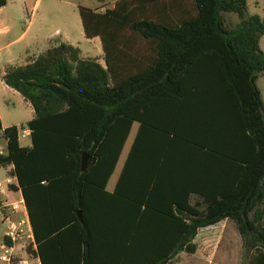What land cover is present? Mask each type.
Wrapping results in <instances>:
<instances>
[{
    "label": "trees",
    "instance_id": "16d2710c",
    "mask_svg": "<svg viewBox=\"0 0 264 264\" xmlns=\"http://www.w3.org/2000/svg\"><path fill=\"white\" fill-rule=\"evenodd\" d=\"M78 12L103 63L54 39L1 74L33 110L30 145L9 126L0 155L24 200L28 258L171 264L195 252L199 229L230 219L247 264H264L261 18L245 0H117Z\"/></svg>",
    "mask_w": 264,
    "mask_h": 264
},
{
    "label": "rangeland",
    "instance_id": "374dc122",
    "mask_svg": "<svg viewBox=\"0 0 264 264\" xmlns=\"http://www.w3.org/2000/svg\"><path fill=\"white\" fill-rule=\"evenodd\" d=\"M9 1L0 15V20L4 19L6 23L11 24V32L0 37V69L7 65H21L26 62L28 55L44 50L51 43L60 38H64L69 43L77 46L82 56L96 58L100 63H103V53L98 38L86 39L79 29L75 28L73 22V13H76L74 5L90 6L93 9L103 11L109 7L113 1H80V0H40L38 7L33 9L35 0H7ZM18 1H28L22 9L18 7ZM246 14L258 15L264 23V0H245ZM104 2H108L104 6ZM78 15V14H77ZM31 24L26 35L22 39H17L18 35L28 25ZM58 30V33H56ZM52 37H58L53 38ZM259 48L264 52V33L259 37ZM28 50V51H25ZM256 85L260 91L262 101L264 103V77L259 75L256 80ZM32 118L30 104L24 101L19 94H15L12 90L4 86L0 79V123L2 127L16 126L18 129V142L21 146L30 144V140L22 133V127H26V123ZM138 123L134 122L130 129L129 135L124 143L121 154L117 161L115 170L111 175L107 189H111L118 178L126 155L134 139ZM8 168H0V182L4 184ZM16 198V195H13ZM233 225V224H231ZM234 227V226H231ZM228 228L224 234V240L219 247L217 260L220 257L227 258V264H247L249 260L248 253H244L243 249L237 255L239 246L233 241H228L230 236ZM29 240H23L27 245ZM35 246V245H34ZM33 246V248H34ZM238 258V259H237ZM29 264L36 262L28 258ZM171 264H202L191 259L186 255L179 256L176 262Z\"/></svg>",
    "mask_w": 264,
    "mask_h": 264
},
{
    "label": "crops",
    "instance_id": "0c3cea01",
    "mask_svg": "<svg viewBox=\"0 0 264 264\" xmlns=\"http://www.w3.org/2000/svg\"><path fill=\"white\" fill-rule=\"evenodd\" d=\"M65 1H70V0H65ZM80 1H86V2L87 1H113V3L109 7L107 6L108 8H111V7H113L114 2L117 1V0H80ZM8 2L9 1L6 0V4L4 6H2V7H0V15L2 14L4 8L7 6ZM27 2L28 1H18V3H17L18 6H19L18 8L22 9V6L26 5ZM40 2H41L40 0H35L34 3H33V6H32L33 9H36ZM103 4H104V6H106L108 4V2H104ZM78 6H82V5H74V7H76V12H77L78 15L76 13H73V22L75 24V28L79 29L80 32H81V35H83L84 38H86L85 35H84V32H83L81 18L79 16V12H78ZM85 7L92 8L90 6H85ZM31 21L32 20L30 19L29 22H28V25L18 35L17 39H22L26 35V33L29 30V26L31 24ZM11 29H12L11 24L6 23L4 19L0 20V37H4V36L8 35L11 32ZM56 33H58V30H56ZM53 38H58V37H52V39ZM94 38H98V37H94ZM58 39L60 41H64V42L69 43L67 40H65L61 36ZM86 39L88 40V38H86ZM25 51H28V50H25ZM41 51H43V50H41ZM41 51H39L37 53H34V54H31V55H28L27 56L28 58H26V62L28 61V59H30L31 57L36 56ZM80 54H82L81 50H80ZM81 57H84V56L81 55ZM84 58H87V57H84ZM2 71H3V68L0 69V79H1ZM1 82H2V84L4 86L8 87L7 85H5L3 83L2 79H1ZM8 88H10V87H8ZM10 89L15 94H19L17 91L13 90L12 88H10ZM28 105H29V103H28ZM30 109H31V112H32V117H33V110L31 108V106H30ZM3 128H6V127H3ZM29 140H30V138H29ZM5 168H8V170H7V175L8 176H6V178L10 179V184L16 185V178L14 176H12V174H11L12 167L11 166H7ZM116 180H115V182H116ZM113 187H114V185H113ZM113 187L111 189H107V185H106V190L107 191H112ZM13 195H16V198H13ZM19 197H22L20 190H13L12 188L7 187V186H3V185L0 188V200L1 201L13 202V201L17 200ZM231 224H233V225H231ZM231 226H234V227H231ZM228 228L230 229V233L231 234H230V236L227 239H229L228 241L233 240L239 246V251L237 252V255H239V252L242 249V243H241L240 235H239V233H238V231H237V229L235 227V224L233 223L232 220L223 219V220H221V221H219V222H217V223H215L213 225H210V226H207V227L199 229L197 234H196V236H195V239H194V243L196 244L195 252L191 253V254H187V253L182 252L179 256L183 257V256L188 255V256L191 257L192 260H194L196 262H200L202 264H210V263L227 264V262H226L227 258H225V257H220L217 260V253H218L220 245L222 244V242L224 240V234H225V232H226V230ZM1 242H4V241H3V237H1V231H0V243ZM27 246H32V249H33L34 243H32L31 240L28 241L27 245H25L23 242H18L14 246V250H15L16 254L19 255V257H22V258H25V259L28 260V257H31V256L27 252ZM33 261L36 262L34 264H39L38 259H36V258L34 259L33 258ZM236 263L237 262H235V264Z\"/></svg>",
    "mask_w": 264,
    "mask_h": 264
},
{
    "label": "built area",
    "instance_id": "2783aa9c",
    "mask_svg": "<svg viewBox=\"0 0 264 264\" xmlns=\"http://www.w3.org/2000/svg\"><path fill=\"white\" fill-rule=\"evenodd\" d=\"M3 131L4 128L0 124V155L6 152L7 139L2 137ZM22 133L29 137L30 129L23 127ZM4 184L9 187L10 179L6 178ZM2 185L3 183L0 182V188ZM0 231L4 241L0 243V263L29 264L27 259L19 257L14 250V246L23 240H31L34 243L22 197L13 202L0 201Z\"/></svg>",
    "mask_w": 264,
    "mask_h": 264
},
{
    "label": "water",
    "instance_id": "95a60500",
    "mask_svg": "<svg viewBox=\"0 0 264 264\" xmlns=\"http://www.w3.org/2000/svg\"><path fill=\"white\" fill-rule=\"evenodd\" d=\"M89 156L86 153H82L81 155V160H80V170L83 171L87 165V160H88ZM78 218H81V214L80 211L77 212Z\"/></svg>",
    "mask_w": 264,
    "mask_h": 264
}]
</instances>
